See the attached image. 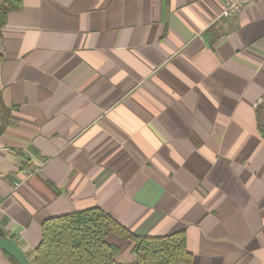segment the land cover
I'll return each instance as SVG.
<instances>
[{"label":"crops","instance_id":"1","mask_svg":"<svg viewBox=\"0 0 264 264\" xmlns=\"http://www.w3.org/2000/svg\"><path fill=\"white\" fill-rule=\"evenodd\" d=\"M20 2L0 28V234L31 264L45 220L97 208L182 231L191 264H264V0L219 21L222 0Z\"/></svg>","mask_w":264,"mask_h":264},{"label":"trees","instance_id":"2","mask_svg":"<svg viewBox=\"0 0 264 264\" xmlns=\"http://www.w3.org/2000/svg\"><path fill=\"white\" fill-rule=\"evenodd\" d=\"M20 3L0 0V28L7 14L18 9ZM7 116L0 99V132ZM110 236L132 243L136 260L130 264L192 263L182 231L162 237H138L107 213L91 208L45 220L31 264H121L115 260L119 247L108 241Z\"/></svg>","mask_w":264,"mask_h":264},{"label":"built area","instance_id":"3","mask_svg":"<svg viewBox=\"0 0 264 264\" xmlns=\"http://www.w3.org/2000/svg\"><path fill=\"white\" fill-rule=\"evenodd\" d=\"M252 0H222L218 14L214 16V21L228 19L241 12Z\"/></svg>","mask_w":264,"mask_h":264},{"label":"water","instance_id":"4","mask_svg":"<svg viewBox=\"0 0 264 264\" xmlns=\"http://www.w3.org/2000/svg\"><path fill=\"white\" fill-rule=\"evenodd\" d=\"M0 249L12 257L18 264H30L14 240L0 236Z\"/></svg>","mask_w":264,"mask_h":264}]
</instances>
